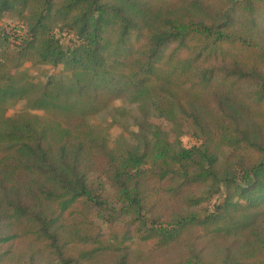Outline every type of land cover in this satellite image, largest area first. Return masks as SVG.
<instances>
[{"label":"trees","instance_id":"16d2710c","mask_svg":"<svg viewBox=\"0 0 264 264\" xmlns=\"http://www.w3.org/2000/svg\"><path fill=\"white\" fill-rule=\"evenodd\" d=\"M6 15L23 34L0 30V264H264V0H0ZM26 61L63 69L36 81ZM122 96L176 137L137 119L111 146L113 120L90 119ZM24 99L43 113L7 114Z\"/></svg>","mask_w":264,"mask_h":264},{"label":"rangeland","instance_id":"374dc122","mask_svg":"<svg viewBox=\"0 0 264 264\" xmlns=\"http://www.w3.org/2000/svg\"><path fill=\"white\" fill-rule=\"evenodd\" d=\"M16 26H17V21L15 19L9 18L7 15L0 20V30L2 31L4 29L6 32L10 34L9 40L12 43L14 42L17 36H21L23 34V31L22 30L20 31V29H18ZM61 34L63 35L62 40L65 47H68L71 44V40L75 39L76 37L75 34L73 33L64 32ZM20 69L28 71L30 74L34 76L36 81L45 82L49 78V76L61 72L63 66L62 65L53 66L50 64H41V63L35 64L32 61H26L22 64ZM115 106L123 107L127 113H125V111H122L124 112V114L121 112H116L114 110ZM112 107L90 119V121L94 123L101 121L106 122V120L109 121L113 120L112 127L110 128L109 131V140L111 146L114 145V140L120 134L129 135L132 131L138 129V126L136 124L137 119H142L143 122L146 121L153 124H159L164 128H168L170 130L172 138H175L176 134H178L177 131L180 130L179 126L171 124V122H168L163 118L156 116L155 114H150V115L145 114L142 111L140 105L137 102H132L129 98H125L123 96L118 97L114 101ZM22 110H31L33 112L40 114L43 113L42 110L31 108L30 102L24 99L12 105L8 109L7 114L13 115ZM182 132L183 133H181L180 136L185 145L190 146L196 142V138L193 136L191 129H189L188 127H184ZM90 186L95 195H99L104 200H107L108 203L112 201V194L114 192L113 187L111 186L107 178L104 176V174H101L100 172L92 173L90 177Z\"/></svg>","mask_w":264,"mask_h":264}]
</instances>
